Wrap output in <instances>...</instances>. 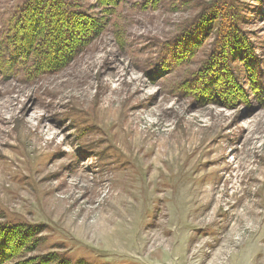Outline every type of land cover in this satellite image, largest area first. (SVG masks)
Listing matches in <instances>:
<instances>
[{
    "label": "rangeland",
    "instance_id": "rangeland-1",
    "mask_svg": "<svg viewBox=\"0 0 264 264\" xmlns=\"http://www.w3.org/2000/svg\"><path fill=\"white\" fill-rule=\"evenodd\" d=\"M26 1L0 0V30ZM75 2L105 16L96 0ZM224 5L252 64L226 66L232 101L202 103L185 89L215 31L182 65L161 72L156 59ZM106 14L103 32L57 72L0 74V224L38 229L28 258L264 264V0H122ZM26 98L37 109L29 126Z\"/></svg>",
    "mask_w": 264,
    "mask_h": 264
},
{
    "label": "trees",
    "instance_id": "trees-1",
    "mask_svg": "<svg viewBox=\"0 0 264 264\" xmlns=\"http://www.w3.org/2000/svg\"><path fill=\"white\" fill-rule=\"evenodd\" d=\"M122 0H96L106 12L120 4ZM232 5H224L214 11L200 15L204 32L195 29L183 30L172 42L162 48L156 59L161 72L171 70L174 65H182L190 60V55L208 35L216 32L210 59L188 79L186 91L194 94L202 103L209 99L225 105L237 95V87L232 83L229 61L237 59L246 66L251 63L248 57V42L238 30V15ZM97 19L96 15L76 3L75 0H27L19 8L16 19L0 36V74L5 78L14 75L35 78L42 74L57 72L63 66L82 54L105 29L107 19ZM104 21V22H103ZM209 22V23H208ZM212 22L217 24L211 26ZM204 41V40H203ZM254 65L251 66V69ZM185 82V83H186ZM184 83V84H185ZM34 227L22 224H0V264L10 263L22 257L19 264H69L57 255L26 257L38 249L39 239Z\"/></svg>",
    "mask_w": 264,
    "mask_h": 264
},
{
    "label": "bare ground",
    "instance_id": "bare-ground-1",
    "mask_svg": "<svg viewBox=\"0 0 264 264\" xmlns=\"http://www.w3.org/2000/svg\"><path fill=\"white\" fill-rule=\"evenodd\" d=\"M22 110H23V116L20 119L23 121L24 124L29 126L30 125L29 124V119L26 118V115L28 116L31 110H33L34 114L37 113V109L35 107V103H33V101H31L29 98H26L25 101L22 102ZM33 117H35V115ZM104 223L105 224H109V223H111V221L108 218V219H105Z\"/></svg>",
    "mask_w": 264,
    "mask_h": 264
}]
</instances>
